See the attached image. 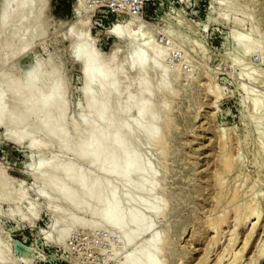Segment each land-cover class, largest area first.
<instances>
[{"label": "rangeland", "instance_id": "1", "mask_svg": "<svg viewBox=\"0 0 264 264\" xmlns=\"http://www.w3.org/2000/svg\"><path fill=\"white\" fill-rule=\"evenodd\" d=\"M7 1L0 0V24ZM17 1L25 9L0 27V107L7 116L0 121V264H143L154 256L157 264H264V0ZM241 40L260 48L251 52ZM112 53L117 59L108 69L120 75L112 98L138 97L145 82L153 92L141 102L148 116L157 112L154 124L145 120V131L155 126L157 135L140 132L134 148L149 166L137 181L157 179L144 193L129 194L112 174L56 144L37 147L48 136L30 132L41 98H23L36 76L42 96L59 90L69 139L89 123L101 129L104 120L86 99V60L100 66ZM156 53L162 58L154 68ZM161 77L165 91L156 89ZM103 108L114 115L111 133L137 121L136 107L118 114L113 102ZM54 111L46 107L42 117ZM23 132L29 134L16 140ZM52 160L68 161L89 184L116 186L126 198L122 209L140 212L149 230L114 231L44 192L41 180L57 177ZM153 198L164 214L136 204Z\"/></svg>", "mask_w": 264, "mask_h": 264}, {"label": "bare ground", "instance_id": "2", "mask_svg": "<svg viewBox=\"0 0 264 264\" xmlns=\"http://www.w3.org/2000/svg\"><path fill=\"white\" fill-rule=\"evenodd\" d=\"M7 4H12L14 6V9L8 12L6 10ZM24 9L21 8V5L18 3L17 0H8L5 9L1 14L0 27L3 28L8 21L15 20L17 17H19ZM113 32H115L116 35H119L118 28H116ZM240 43L245 47L249 48L251 52H256L260 48L258 44L250 43L248 40H241ZM147 46L148 45H146L145 47ZM116 56V53H112L108 62L103 65L101 64L100 66L94 65L92 57H89L86 60L87 67L85 74L87 77L86 89L88 90V93L86 94V99L89 105V112L93 115H100L101 119L104 120H102L104 122V126L102 128L100 127L101 129H96V127L94 126L95 124L89 123L83 129H77L76 136L73 139H69L63 131L64 117L61 112V101L60 99H58L59 90L55 88L48 95L42 96L43 85L41 84L42 80L38 76L33 77L32 79L30 77L31 83L29 84L28 82L27 85H31V88L29 90H26L25 94L23 92V99L29 100L31 98L37 97L41 98L40 104L35 108V110H33L34 112L31 113V115L33 114L34 117H36V123L33 125L30 132L32 133L31 135H37L40 132H45L48 136V139L45 143L36 144L37 147H41L42 144H44L45 146H50V144L52 146V144H56L58 148L64 151V153L65 151L71 152L70 154L76 156L75 158H79L80 161H83L88 165L94 164V166H96L98 170H104L112 174V176L119 180V185L124 186L129 194H133L135 192L144 193L156 188L155 181L157 179L155 180V178H153V180L149 182L137 181V178L149 171V166L142 161L141 157L135 152L134 148L136 147L137 142L136 137L140 132H143L144 134L142 133V135H144V137L147 139H153L155 134L157 135V128L154 125L151 130L148 129L149 131H145V120H149L152 124H154L157 112H153L152 108H149L152 114H149L150 116H148V106L146 102H141L142 98H148L149 95H151L153 92L150 88L151 85L149 83H147L146 85L145 82V86L140 87L137 91L138 97L132 96L126 98L124 101H121V99L119 98H112L116 90H118V87L116 85L119 83L115 82V85L113 82L114 80L116 81V79L118 78L119 72H115L114 70L110 71L112 69H108V66L113 65ZM161 58L162 55L156 53V57L155 59H153L155 60V62L153 63L154 68L155 66L159 65ZM163 74L164 73L162 72V74L160 75L163 76ZM92 75L93 77H91ZM166 81V79H163V77H161L156 83V89L158 91H165V88L167 87L168 83ZM15 86V84L9 85L8 90L12 94ZM2 93L3 92L0 93V99L1 97L5 96L2 95ZM111 102H113L116 114L122 112L124 113L126 109H130L133 107L138 108L136 113V123L132 125H128L129 123L127 124L126 122L120 123L117 127L119 130L117 132L111 133L110 123L113 120L114 115H112L110 111H106L107 109L104 110L103 108L104 105L109 104ZM52 106L56 107V111L47 116L42 117V112L44 111V109L46 107ZM253 110L257 113L262 112L263 107L261 103H255L253 105ZM27 112L30 113L29 110ZM6 117L7 116L4 114L0 107V121L3 122ZM28 119L29 118H27V120ZM20 120L22 119L20 118ZM26 134L27 132H23L16 135V137L14 135L13 136L16 140H20L23 139L22 136H25ZM24 138H26V136ZM51 163L52 170L56 172L57 177L50 179L43 178L41 180L44 192L48 190L55 191V194L59 199L62 198L66 200L67 203H69V205L72 207H82L91 216H94L95 218L99 219L100 222L104 224V226H109L113 228L114 231H122L127 225L135 226L137 228L138 233L141 235L149 230L150 224L148 223L145 216L141 215L140 212H135L134 209V211L129 210L128 212H126L122 209L120 205V200H126V198L121 194V192H119L120 190L118 191L116 189V186L111 187L107 184H103L100 180H97L91 184L85 182L82 176L83 173L79 172L80 170L77 171L76 169H74V167L68 161H62L61 163H58L57 161L52 160ZM58 168H60L61 170L59 169L58 171ZM78 192L80 196L79 198L77 196ZM91 199L96 200V205L93 208H88L86 206V203L88 200ZM133 201L135 202V200ZM122 204H124L123 201ZM136 204L142 205L145 210H147V212L152 215L164 214V209H162L158 205L155 199L152 201L145 202L136 200ZM65 230L58 232L59 240L63 239L66 233ZM155 237H152L150 241V244L152 247H154V249L158 247V243L160 242H158L157 240L159 239V237H157V239ZM154 257H146L144 260L145 263L157 264L156 259H158V257L156 256V259ZM0 259H3L2 253H0ZM126 261L128 262L129 260ZM139 263L142 264L141 262ZM158 263L160 264V261Z\"/></svg>", "mask_w": 264, "mask_h": 264}]
</instances>
